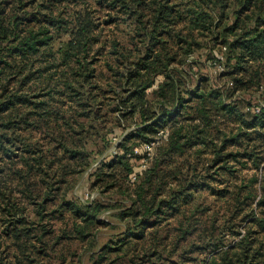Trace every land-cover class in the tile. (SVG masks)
<instances>
[{
  "label": "trees",
  "instance_id": "1",
  "mask_svg": "<svg viewBox=\"0 0 264 264\" xmlns=\"http://www.w3.org/2000/svg\"><path fill=\"white\" fill-rule=\"evenodd\" d=\"M59 1L0 0V151L7 161L18 158L23 169L26 167L25 176L30 178H35L39 173L37 169L33 170L29 158L31 154L35 156L32 158L34 162L47 167V175H56L59 171L63 174L69 158H78L81 163L77 171H82L88 164L87 154L72 133L88 131L87 128L96 122V112L86 107H89L87 101L91 102L97 97L90 94L89 88L93 86L94 79L90 55L100 43L95 45L100 41L95 34L98 24L82 8L69 11L64 17L68 20L64 21L62 14L66 9L63 10ZM118 1L121 3L118 9L122 8L134 17L139 23L138 34L144 38L143 50L135 45L133 49H137L136 52L129 51L119 56L122 58L119 63L126 64L123 65L124 69L118 70V76L121 84L127 85L120 97L121 107L126 113L139 115L142 125L135 128L136 132H156L182 111L186 101L179 89L182 81L169 73L167 68L169 64L177 62L182 54H189L201 45L196 40L195 32L211 41L212 45L226 46L225 63L229 68L221 74L230 79L228 83L232 93L251 86L258 89L263 85L264 0H110V5L116 7ZM59 32L67 35V38L54 46L55 36ZM174 47V52L170 53ZM214 62H221L220 56ZM106 65L109 66L108 63ZM162 72L165 81L154 90L155 96L147 98L146 89L153 83L156 74ZM197 89L189 94L190 99L196 96L203 98L202 93H196ZM71 90L74 99H70V105L80 107L82 119L77 110L69 112V118L63 114L67 111L64 108L67 105L65 94ZM170 100L173 103L171 107L168 106ZM222 108L228 114L238 115L236 118L240 119L242 129H253L264 137V107L258 113L250 112L248 119H244V115L229 103L222 104ZM192 118L196 120V117ZM62 126L66 129V136L59 138ZM91 127L94 128V124ZM40 129L45 131V135L39 136L43 142L25 139L26 135L31 138L36 136ZM242 129L231 135L224 132L216 136L210 132L208 123L197 121L181 124L173 130L169 145L162 149L142 178L141 182L151 188V196L148 198L149 193L144 188L146 185L141 184L136 197L131 200V206L117 215L132 220L137 229V232L126 234L127 237L136 241L143 239L146 234L142 230L166 220L163 216L166 212L178 216L188 210V224L181 228L182 232L177 238L179 241L189 238L187 245L190 252L206 251L204 260L207 264H264V164L260 166L261 160L254 158L247 149L239 150L242 138L248 135ZM56 131L57 135H53ZM123 138L117 142L119 146ZM196 145L200 147L199 151L211 145L214 150L211 161L221 162L222 171L229 175L234 173L235 168L228 162L237 157L253 159L254 167L261 173H258V177L243 181V184H237L233 190L228 186L214 188L209 183L200 184L196 180L189 181L181 188L168 186L167 182L163 186L161 177L172 173L168 168L176 160L173 156L187 150L190 153V149ZM229 146L235 150H229ZM186 158L189 156L186 155ZM173 166L176 167V164ZM4 171L0 170V174ZM19 174L24 177L22 170ZM4 176L10 178L11 174L7 172ZM10 188L6 186L0 196H10ZM205 188L219 193V198L229 196L227 210L238 218L240 226L244 228L243 231L239 230L241 228L232 230L234 241L226 242L224 234L218 232L226 226L222 225L215 212L207 222L209 231L206 224L198 219V205L192 199L191 192ZM31 195L38 196L39 192L32 190ZM241 204H244L243 208ZM60 206L84 222L85 228L102 222L97 216L98 204L65 200ZM209 206L201 211H207ZM13 208V205L5 208L6 215L10 217L0 228V264H44L43 258L34 252H39L43 244L48 248L54 247L49 239L55 240V236L43 238L44 233L45 236L51 233V228L40 230V235L36 237L38 241L41 239L38 249L30 235L33 226L25 227L24 240L18 241L22 232L17 226L21 222L27 226L28 221L24 216L16 215ZM152 217V220H148ZM81 229L77 233L83 238L87 237L89 234ZM123 238L116 242L124 241ZM105 247L111 249L108 243L102 245V248ZM53 249L45 253L49 259L45 264H55L58 258L63 257L53 255ZM181 258L179 254L178 259ZM190 260L197 261V258Z\"/></svg>",
  "mask_w": 264,
  "mask_h": 264
},
{
  "label": "rangeland",
  "instance_id": "2",
  "mask_svg": "<svg viewBox=\"0 0 264 264\" xmlns=\"http://www.w3.org/2000/svg\"><path fill=\"white\" fill-rule=\"evenodd\" d=\"M59 2L63 10L66 9L62 14L63 18L72 9L82 8L90 13L94 22L98 24L95 34L100 41L95 45L100 43L96 51L90 55V60L94 65V79L92 80L93 86L89 88L90 94H95L97 97L91 102L87 101L89 107H86L96 112L94 119L96 122L92 123L95 127H91V124L87 128L88 131L72 133L74 139L85 150L88 164L78 172L81 161L78 158H69L63 174L59 171L56 175H47L45 173L47 167L34 162L32 158L35 156L31 154L29 158L34 166L33 170L37 169L39 173L35 175V178L33 176L30 178L28 175L25 176L26 167L23 169L18 158L8 160L9 164L0 151V170H5L0 174V192L6 186H10L12 190L10 196H0V228L1 224L9 220L10 216L6 215L5 210L9 205L14 206L16 215L24 216L28 221L27 226H23V222L17 226L19 232H22L18 241L24 240L25 227L33 226L31 228L34 229L31 230L30 235L38 249L41 246V239L38 241L36 237L40 235V230L45 231L51 228V233L47 236L44 233L43 238L45 240V238L55 236V240L49 239L54 247L48 248L43 244L39 252L36 250L34 252L43 258L44 264L49 260L45 253L51 248H54L53 255L63 256L58 258L59 261L54 262L55 264H207L204 260L207 255L206 251L190 252L187 245L189 238L186 237L180 241L177 238L182 232L181 228L188 224L190 216L188 210L184 212L185 214L178 216H172L171 213L166 212L163 215L166 220L154 226L145 227L142 230L146 234L145 237L137 241L129 239L126 235L130 232H137L133 221L125 216L119 218L117 215L131 206V200L136 197V191L139 190L141 184L146 185L144 188L149 193L148 198L151 196V188L141 181L149 168L153 166L155 158L162 153L163 148L169 145L173 130L181 124L197 121L201 124L208 123L210 132L216 136H221L224 132L231 135L232 132L241 130L240 119L236 118L238 115L226 113L222 104L229 103L234 106L237 112L244 115V119L249 118L250 112L258 113L253 110V105L264 101V78L262 88L259 86L256 89L255 86H251L249 89L232 93L229 89L230 79L221 74L223 70L229 68L225 63L226 46L212 45L211 41H207V38L195 32L198 37L196 40L197 42L199 40L201 45L195 47L189 54H182L177 62L169 64L167 68L169 73L182 81L179 89L186 100L182 111L156 132H136L135 128L142 125L140 117L138 114L126 113V110L121 107L120 97L125 93L124 88L127 85L121 84L118 70L124 69L123 65L126 64V62L119 63L122 60L119 57L121 53L136 52L137 49H133L135 45L144 49V38L137 31L139 23L127 14V11L122 8L118 9L120 1L115 2L116 7L110 5V0H60ZM67 20L64 18V21ZM55 37L54 46H57L67 38V35L59 32ZM174 49L175 47L170 49V53L174 52ZM217 56H220L222 70H218L216 62L214 64ZM164 81L163 72L156 74L153 83L146 89L147 98L155 96L154 90L159 87V83ZM195 88H198L196 93H202L203 98L196 96L190 99L189 94ZM70 99H74L72 90L65 94L64 101L67 105H64V108L67 111H64V116L69 118V112L77 110L79 118L82 119L83 114L79 112L80 107H72ZM168 103H170L169 107L173 105L172 100ZM116 106L119 107L118 110H114ZM46 115L47 111H45ZM192 117H196V120ZM60 130L59 138L66 136L65 127L62 126ZM242 130H246L248 135L242 138L239 150L247 149L254 158L261 160V166L264 164V137L258 135L253 129L244 128ZM52 134L57 135V131ZM35 135L32 138L24 136L26 140L35 139L43 142V138L39 136L45 135L44 129H40ZM123 136L121 146H119L120 143L117 144V142ZM147 142H153L149 151L144 148ZM199 148L196 145L190 149V153L187 150L173 156L176 159L173 163L176 167L172 164L168 168V171L172 173L161 177L163 186H166L165 182H167L168 186L181 188L189 181L196 180L200 184L209 183L214 188L228 186L233 190L237 184H243V181L258 177L261 173L258 168L254 167L253 159L237 157L238 159H231L228 162L235 168L234 173L229 175L222 171L221 162L211 161L214 159V150L211 145L203 151H199ZM228 149L235 150L233 146H229ZM186 155L189 156L188 159ZM9 166L12 168L9 169ZM21 170L24 177L19 174ZM7 172L11 174L10 178L4 176ZM32 190L39 192V195H31ZM191 197L198 205V219L202 224H206L208 231L207 222L214 212L222 220V225L226 226L218 231L224 234L226 242L234 239L232 230L241 228L239 230L243 231L244 228L240 226L238 218L227 210L230 200L228 195L222 199L219 198V193L205 188L192 191ZM65 200L98 204L97 216L102 222L85 228L84 222L60 206ZM208 205H210L209 209L202 212L201 210ZM241 205L243 208L244 204ZM152 219L153 217L148 220ZM81 228L89 234L87 237L83 238L77 233V230ZM122 237L124 241L116 242ZM107 243L111 249L102 248V245ZM179 254L182 255L180 260L178 259ZM192 257H196L197 261L190 260Z\"/></svg>",
  "mask_w": 264,
  "mask_h": 264
},
{
  "label": "built area",
  "instance_id": "3",
  "mask_svg": "<svg viewBox=\"0 0 264 264\" xmlns=\"http://www.w3.org/2000/svg\"><path fill=\"white\" fill-rule=\"evenodd\" d=\"M214 64H215V62H214ZM216 66H217L218 70H222L223 69V65H222L221 62H216ZM260 86H261V88L263 87V85H260ZM262 107H264V101L263 102H259V103H255L253 105V110L255 112H259ZM152 144H153V142H147V143L144 144V148L147 151H149L151 149V147H152Z\"/></svg>",
  "mask_w": 264,
  "mask_h": 264
}]
</instances>
